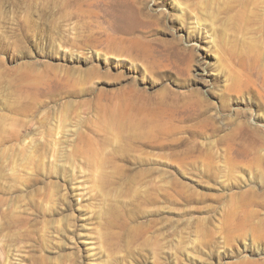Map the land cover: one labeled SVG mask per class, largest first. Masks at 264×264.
<instances>
[{
	"label": "rangeland",
	"instance_id": "obj_1",
	"mask_svg": "<svg viewBox=\"0 0 264 264\" xmlns=\"http://www.w3.org/2000/svg\"><path fill=\"white\" fill-rule=\"evenodd\" d=\"M0 264H264V0H0Z\"/></svg>",
	"mask_w": 264,
	"mask_h": 264
},
{
	"label": "bare ground",
	"instance_id": "obj_2",
	"mask_svg": "<svg viewBox=\"0 0 264 264\" xmlns=\"http://www.w3.org/2000/svg\"><path fill=\"white\" fill-rule=\"evenodd\" d=\"M131 4L134 6V8L139 11V7L137 6V4H135L134 2H131ZM142 30H139L138 28H129L127 30H125L120 38V40L124 39V36H130V41H132V43L134 44V46L136 48H138L141 52H145L146 48H147V43H145L142 38L144 37L142 34H140L139 32Z\"/></svg>",
	"mask_w": 264,
	"mask_h": 264
}]
</instances>
